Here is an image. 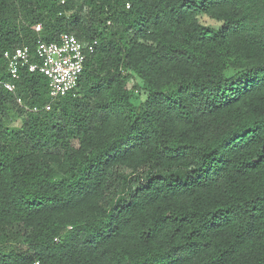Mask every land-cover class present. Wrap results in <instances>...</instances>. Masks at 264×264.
<instances>
[{
    "label": "trees",
    "instance_id": "obj_1",
    "mask_svg": "<svg viewBox=\"0 0 264 264\" xmlns=\"http://www.w3.org/2000/svg\"><path fill=\"white\" fill-rule=\"evenodd\" d=\"M64 33L73 93L4 87ZM0 264H264V0H0Z\"/></svg>",
    "mask_w": 264,
    "mask_h": 264
},
{
    "label": "built area",
    "instance_id": "obj_2",
    "mask_svg": "<svg viewBox=\"0 0 264 264\" xmlns=\"http://www.w3.org/2000/svg\"><path fill=\"white\" fill-rule=\"evenodd\" d=\"M35 29L40 31L41 26L37 25ZM97 45L96 40L83 43L75 35L64 33L56 42L38 41L35 51L37 62L32 61L28 47L17 48L13 53L7 52L5 57L9 62L8 70L12 81L5 83L4 87L15 92V81L20 78V68L28 66L29 71L40 72L47 77L52 101L66 97L78 87L88 57L95 53ZM18 103L23 105L21 99H18ZM46 109L50 110L51 105L46 106ZM34 111L39 109L34 108Z\"/></svg>",
    "mask_w": 264,
    "mask_h": 264
},
{
    "label": "rangeland",
    "instance_id": "obj_3",
    "mask_svg": "<svg viewBox=\"0 0 264 264\" xmlns=\"http://www.w3.org/2000/svg\"><path fill=\"white\" fill-rule=\"evenodd\" d=\"M207 22H209V21H207ZM137 84L141 85L140 80H139V79H134L133 81L130 82V84H129V89H130V90H135V93H137V90L134 89V87H136ZM138 95H139V94H138ZM144 95H145V94H140V97H141L142 100L144 99ZM188 176H189L188 173H184L182 179L185 180ZM180 177H181V176H180Z\"/></svg>",
    "mask_w": 264,
    "mask_h": 264
}]
</instances>
